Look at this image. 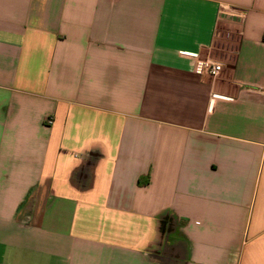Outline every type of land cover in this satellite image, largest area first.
<instances>
[{"label":"crops","instance_id":"obj_1","mask_svg":"<svg viewBox=\"0 0 264 264\" xmlns=\"http://www.w3.org/2000/svg\"><path fill=\"white\" fill-rule=\"evenodd\" d=\"M0 264H264V0H0Z\"/></svg>","mask_w":264,"mask_h":264},{"label":"built area","instance_id":"obj_2","mask_svg":"<svg viewBox=\"0 0 264 264\" xmlns=\"http://www.w3.org/2000/svg\"><path fill=\"white\" fill-rule=\"evenodd\" d=\"M185 54H189V53H185ZM193 57L196 58V62H195V71L198 74H208L211 76H217L219 75L224 67L225 64L217 59H214L212 57H208V58H202L200 57L199 54H191ZM49 123L53 122V119L50 117L48 119Z\"/></svg>","mask_w":264,"mask_h":264},{"label":"rangeland","instance_id":"obj_3","mask_svg":"<svg viewBox=\"0 0 264 264\" xmlns=\"http://www.w3.org/2000/svg\"><path fill=\"white\" fill-rule=\"evenodd\" d=\"M219 39L217 40L215 47L212 51V55L218 59H223L226 56L232 57L234 55V47L236 46V38L234 36H230L225 34L223 30L220 31Z\"/></svg>","mask_w":264,"mask_h":264}]
</instances>
